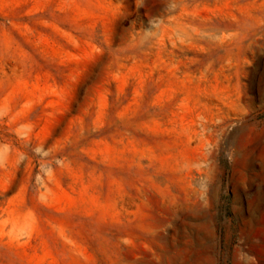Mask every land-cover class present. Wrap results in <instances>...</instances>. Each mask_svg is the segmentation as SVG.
Listing matches in <instances>:
<instances>
[{
	"label": "rangeland",
	"instance_id": "1",
	"mask_svg": "<svg viewBox=\"0 0 264 264\" xmlns=\"http://www.w3.org/2000/svg\"><path fill=\"white\" fill-rule=\"evenodd\" d=\"M0 264H264V0H0Z\"/></svg>",
	"mask_w": 264,
	"mask_h": 264
}]
</instances>
